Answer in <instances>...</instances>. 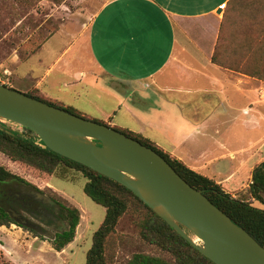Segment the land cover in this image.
Returning a JSON list of instances; mask_svg holds the SVG:
<instances>
[{
  "label": "crops",
  "instance_id": "0c3cea01",
  "mask_svg": "<svg viewBox=\"0 0 264 264\" xmlns=\"http://www.w3.org/2000/svg\"><path fill=\"white\" fill-rule=\"evenodd\" d=\"M229 2L111 0L27 55L7 34L0 78L142 135L234 196L264 141V81L213 59Z\"/></svg>",
  "mask_w": 264,
  "mask_h": 264
},
{
  "label": "trees",
  "instance_id": "16d2710c",
  "mask_svg": "<svg viewBox=\"0 0 264 264\" xmlns=\"http://www.w3.org/2000/svg\"><path fill=\"white\" fill-rule=\"evenodd\" d=\"M221 31L217 46L218 52L216 50L213 57L214 61L224 67L264 81V0H230ZM52 35L47 36L33 50L25 52V55L39 51ZM223 52H226L227 56ZM26 94L90 119L73 107L47 98L38 90H32ZM98 122L108 124L103 121ZM114 128L161 154L188 183L196 189L203 190L213 203L264 246V207H257L247 200L234 197L226 192L215 179L171 157L142 135L122 128ZM28 133L33 135L31 130H28ZM0 152L15 162L24 163L47 175H58L65 178L70 171L75 170L87 179L84 192L97 204L106 208V216L94 233L93 244L87 252L85 264H109L107 248L112 238L117 235V227L125 215H131L140 237L145 242L164 253L161 256L138 252L130 258L127 264H216L183 238L133 191L118 181L6 129H0ZM0 180L25 182L47 193L45 189L33 185L1 164ZM250 191L252 196L264 206V161L253 171ZM51 197L61 205L62 215L69 221V228L55 234V239L52 240L54 249L62 251L75 239L81 220V211L70 204L67 199H62L58 195ZM11 223H14L13 219L6 211H3L0 215V226ZM195 239L202 244L199 238L195 237Z\"/></svg>",
  "mask_w": 264,
  "mask_h": 264
},
{
  "label": "water",
  "instance_id": "95a60500",
  "mask_svg": "<svg viewBox=\"0 0 264 264\" xmlns=\"http://www.w3.org/2000/svg\"><path fill=\"white\" fill-rule=\"evenodd\" d=\"M0 120L31 130L33 135L2 123L0 129L47 147L126 186L216 264H264V246L259 241L203 190L188 183L161 154L139 140L1 82ZM19 222L27 224L24 220ZM41 234L55 239V234Z\"/></svg>",
  "mask_w": 264,
  "mask_h": 264
},
{
  "label": "rangeland",
  "instance_id": "374dc122",
  "mask_svg": "<svg viewBox=\"0 0 264 264\" xmlns=\"http://www.w3.org/2000/svg\"><path fill=\"white\" fill-rule=\"evenodd\" d=\"M109 1L111 0H0V37L8 34L5 38L7 42L28 52L47 36L58 32L63 25L70 27L74 24L85 28ZM58 40L65 41L64 38H56ZM15 87L24 92L18 84ZM0 123L26 131L9 122L0 120ZM250 157L254 158L253 166L264 161V141L259 152ZM0 164L33 185L45 189L49 196L58 195L67 199L81 211L75 239L62 251L54 249L53 239L36 230L20 227L16 223L0 226V264H85L94 233L105 219L106 208L84 192L87 179L83 174L74 170L65 178L47 175L24 163L11 160L2 152ZM250 184L247 175L245 178L241 177L238 184L231 187L234 197L247 200L257 207H264L252 196ZM45 233L55 234V231L51 229ZM138 252L164 255L140 237L131 215H125L117 227V235L107 248L108 262L127 264Z\"/></svg>",
  "mask_w": 264,
  "mask_h": 264
},
{
  "label": "flooded vegetation",
  "instance_id": "af4514ba",
  "mask_svg": "<svg viewBox=\"0 0 264 264\" xmlns=\"http://www.w3.org/2000/svg\"><path fill=\"white\" fill-rule=\"evenodd\" d=\"M3 211L20 227L36 230L39 234L52 229L57 235L69 228V221L62 215L61 205L25 182L0 180V215ZM18 219L26 221V226Z\"/></svg>",
  "mask_w": 264,
  "mask_h": 264
},
{
  "label": "built area",
  "instance_id": "2783aa9c",
  "mask_svg": "<svg viewBox=\"0 0 264 264\" xmlns=\"http://www.w3.org/2000/svg\"><path fill=\"white\" fill-rule=\"evenodd\" d=\"M0 82H1V83H4V82L1 80V78H0ZM4 84H5V83H4ZM25 130H26V131H24V132L22 131V132H23V133H25V134H28V135H30L29 133H27V132H28V130H27V129H25Z\"/></svg>",
  "mask_w": 264,
  "mask_h": 264
}]
</instances>
